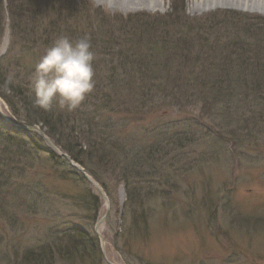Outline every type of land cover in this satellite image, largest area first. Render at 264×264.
I'll return each instance as SVG.
<instances>
[{"label":"rangeland","instance_id":"374dc122","mask_svg":"<svg viewBox=\"0 0 264 264\" xmlns=\"http://www.w3.org/2000/svg\"><path fill=\"white\" fill-rule=\"evenodd\" d=\"M75 1L101 8L107 14L124 16H176L172 14V6L182 15L179 11L182 5L184 18H180L176 29L189 40L193 52L204 48L205 54H211L212 50L234 54L243 48V53L264 62L263 14L221 6L217 10L192 12V0H166L163 7L140 10L98 6L94 0ZM3 4L5 8L7 0ZM165 21L172 22L170 17ZM9 22L7 18L0 60L12 58L8 55ZM10 63L13 65L9 72L16 77L21 70L14 66V59ZM15 83L21 84L18 80ZM22 90L28 91L23 87ZM3 93L1 85L0 94ZM6 95L19 112L16 98L12 93ZM261 98L241 97L208 106L195 101L177 106L169 103L145 110L112 106L111 117L125 124L124 136L136 139L135 146L143 145L147 137L161 135L166 143L171 142L160 148L158 161L150 169L154 190L148 192L144 184L138 185L135 188H142V205L128 203L121 171L110 166L94 168L97 180L77 164L102 190L105 201L78 169L76 172L83 178L64 179L58 175L63 168L40 152L35 160L27 162L29 167L24 176L0 194V264H23L27 252L49 248L59 240L65 243L64 236L76 229L98 239L101 264H264V98ZM0 104L7 120L26 125L16 119L1 96ZM214 109L218 111L216 115ZM0 125L6 132L34 139L44 151L58 156L62 151L47 144L41 135H45L41 124L33 126L38 128L36 131H18L0 116ZM136 182L129 181L131 187ZM93 198L100 203L97 212ZM135 214H139L137 221ZM143 214L147 215L146 221L142 220ZM55 264L66 263L57 259Z\"/></svg>","mask_w":264,"mask_h":264},{"label":"trees","instance_id":"16d2710c","mask_svg":"<svg viewBox=\"0 0 264 264\" xmlns=\"http://www.w3.org/2000/svg\"><path fill=\"white\" fill-rule=\"evenodd\" d=\"M3 1L0 0V42L8 18L11 33L8 55H12L14 66L21 72L12 77L11 83H6L13 64L11 59L0 60V86L4 88L0 96L18 121L28 126L41 124L54 145L95 179L99 180L94 168L110 166L121 171L128 203L142 205V188L136 186L144 184L148 192L154 190L150 169H154L166 139L162 135L147 137L143 145L135 146L136 139L124 136L125 124L111 117L112 106L145 110L169 103L177 106L195 101L208 106L241 97L264 98V62L243 53V48L234 54L214 50L205 54L204 48L193 52L189 40L176 29L180 18H184L182 5L179 8L182 15L172 6V14L176 16H124L107 14L101 8L75 0H7L5 8ZM168 17L172 22L166 23ZM60 35L71 38L88 35L95 54V87L84 104L70 111L62 110L58 100L48 110L36 106L31 84L35 65L44 54L38 51L49 47ZM14 49L19 51L18 56L17 53L13 56ZM17 80L21 84H16ZM7 92L16 98L19 112ZM213 113L216 115L218 111L214 109ZM40 152L63 168L58 171L59 176L83 178L57 154L40 148L34 139L6 132L0 125V194L24 176L29 167L27 162L35 160ZM131 180L137 181L132 187ZM97 200L93 198L96 212L100 206ZM146 216L143 214L142 220L146 221ZM134 219L137 221L139 214ZM64 238L65 243L57 240L49 248L27 252L23 264H55L57 259L66 264L80 261L101 264L97 238L78 229Z\"/></svg>","mask_w":264,"mask_h":264},{"label":"clouds","instance_id":"9594fccd","mask_svg":"<svg viewBox=\"0 0 264 264\" xmlns=\"http://www.w3.org/2000/svg\"><path fill=\"white\" fill-rule=\"evenodd\" d=\"M95 54L88 35L71 38L58 36L35 65L31 78L34 104L50 109L54 100L61 107L76 109L95 87ZM12 76L6 83H11Z\"/></svg>","mask_w":264,"mask_h":264},{"label":"bare ground","instance_id":"6f19581e","mask_svg":"<svg viewBox=\"0 0 264 264\" xmlns=\"http://www.w3.org/2000/svg\"><path fill=\"white\" fill-rule=\"evenodd\" d=\"M98 6H106L109 8H132L135 10L163 7L166 0H94ZM233 8L238 10H247L254 14L264 15V0H192V12L197 10L209 11L219 7ZM7 41L3 44V50L5 49ZM0 116L8 122V118L4 114L3 106L0 104ZM122 199V197H120ZM106 201V200H105ZM107 207V204H105Z\"/></svg>","mask_w":264,"mask_h":264},{"label":"water","instance_id":"95a60500","mask_svg":"<svg viewBox=\"0 0 264 264\" xmlns=\"http://www.w3.org/2000/svg\"><path fill=\"white\" fill-rule=\"evenodd\" d=\"M13 129H17L18 131H36V130H38V128H36V127H31V126H24V125H17V124H15V123H12V122H10V121H8L7 122ZM41 135H42V137L45 139V141L47 142V144L49 145V146H51L52 148H54L55 150H57L56 149V147L54 146V144H52L51 142H50V140L45 136V135H43L42 133H41ZM58 151V150H57ZM61 157H64V158H66L68 161H69V163L74 167V168H76V169H78L81 173H82V175L84 176V178L86 179V180H88L91 184H93L94 186H95V188L99 191V193L103 196V198H104V200H107L106 199V196L102 193V190L90 179V177L87 175V174H85V172H84V170L82 169V168H80L78 165H76L75 163H73V161L70 159V157H68L66 154H64V153H61V152H59L58 153Z\"/></svg>","mask_w":264,"mask_h":264}]
</instances>
